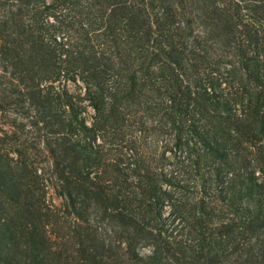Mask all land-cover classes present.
Wrapping results in <instances>:
<instances>
[{
	"label": "trees",
	"instance_id": "1",
	"mask_svg": "<svg viewBox=\"0 0 264 264\" xmlns=\"http://www.w3.org/2000/svg\"><path fill=\"white\" fill-rule=\"evenodd\" d=\"M0 264H264V0H0Z\"/></svg>",
	"mask_w": 264,
	"mask_h": 264
},
{
	"label": "rangeland",
	"instance_id": "2",
	"mask_svg": "<svg viewBox=\"0 0 264 264\" xmlns=\"http://www.w3.org/2000/svg\"><path fill=\"white\" fill-rule=\"evenodd\" d=\"M54 199H55V201H57V202H58V200H59V198H57V197H54Z\"/></svg>",
	"mask_w": 264,
	"mask_h": 264
}]
</instances>
